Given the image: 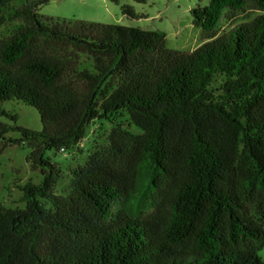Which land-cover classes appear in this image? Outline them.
<instances>
[{
    "label": "trees",
    "instance_id": "obj_1",
    "mask_svg": "<svg viewBox=\"0 0 264 264\" xmlns=\"http://www.w3.org/2000/svg\"><path fill=\"white\" fill-rule=\"evenodd\" d=\"M47 1L0 0V116L16 122L1 103L21 102L42 125L0 121V155L25 144L41 173L17 185L23 207L0 202V264H264V0L193 8L207 40L190 53L137 26L40 16ZM95 121L113 126L58 194L46 153L81 151Z\"/></svg>",
    "mask_w": 264,
    "mask_h": 264
},
{
    "label": "rangeland",
    "instance_id": "obj_2",
    "mask_svg": "<svg viewBox=\"0 0 264 264\" xmlns=\"http://www.w3.org/2000/svg\"><path fill=\"white\" fill-rule=\"evenodd\" d=\"M22 0H18L21 3ZM209 0H144L141 3L133 0H49L42 3L37 13L59 20H84L102 24H120L137 26L142 29L157 31L165 35L168 48L190 53L197 46L207 40V35L193 25L192 10L196 6H207ZM127 7L132 11L128 16L121 8ZM255 13L250 10L232 15L225 13L216 29V36L228 31L232 27L246 22ZM230 17V18H229ZM10 26V25H8ZM2 27V30L8 28ZM1 107L15 113L18 118L14 122L0 116V121L16 124L39 131L42 128L38 112L21 102L5 101ZM113 126V121H95L86 127V135L82 139L81 151H69L53 154L48 151L53 162H57L62 171V178L58 182L57 193L66 195L70 180L69 170L82 164L90 153V148L106 140V136ZM18 133H9L6 138L15 139ZM29 149L25 144L8 146L0 155V202L8 207H23L22 192L17 185L27 181L38 183L41 179L39 170H32L26 161ZM259 258L264 261V244L257 251Z\"/></svg>",
    "mask_w": 264,
    "mask_h": 264
}]
</instances>
